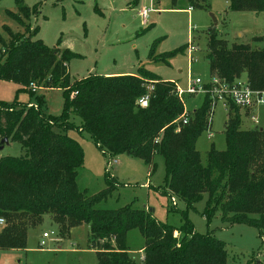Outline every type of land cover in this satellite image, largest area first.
<instances>
[{
  "label": "trees",
  "instance_id": "obj_1",
  "mask_svg": "<svg viewBox=\"0 0 264 264\" xmlns=\"http://www.w3.org/2000/svg\"><path fill=\"white\" fill-rule=\"evenodd\" d=\"M178 0H171L175 5ZM188 8H200L206 0H186ZM228 9L264 13V0H227ZM16 12L6 15L24 26L26 34L3 25L0 34V80L14 82L18 91L34 95L40 89H60L64 104L60 115H47L42 96L30 104L15 97L11 104L0 102V140L18 142L19 156L0 157V216L6 224L0 232V248L24 249L28 228L39 224L43 215L70 229L86 224L97 264H136L128 256L126 236L137 229L144 238L142 264H226L227 252L220 239L195 231L182 214L179 227L157 221L150 210L129 205L114 210L96 208L113 191L104 174L105 189L92 196L77 186L78 169L84 160L77 138L69 134L85 132L103 156H134L152 165L160 156L164 164V186L168 192L192 208L204 195L203 215L209 219L219 212L230 223H244L264 230V129L241 127L239 109L230 104L224 127L226 148L213 145L203 162L195 148L200 134L208 129L211 100L208 94L193 109L186 125L177 120L183 105L174 94V84L143 67L135 74L89 75L71 81L67 64L76 54L68 48L47 47L35 39L38 29L29 30V9L15 0ZM207 64L210 75L227 81L245 76L255 90L264 91L263 36L251 43H232L207 29ZM184 49L182 48L181 51ZM154 54V45L150 56ZM172 53L158 56L162 61ZM152 85L145 106L138 100ZM80 122L75 125L70 113Z\"/></svg>",
  "mask_w": 264,
  "mask_h": 264
},
{
  "label": "rangeland",
  "instance_id": "obj_2",
  "mask_svg": "<svg viewBox=\"0 0 264 264\" xmlns=\"http://www.w3.org/2000/svg\"><path fill=\"white\" fill-rule=\"evenodd\" d=\"M23 4L29 9L26 21L29 30L38 29L35 39H41L50 48H68L77 55L67 64L71 81L93 74H135L143 67L160 79L186 89L196 78L203 84L210 78L206 59L208 28L214 27L218 37L229 45L234 42L253 44L252 37L264 35V13L229 10L227 0H206V6L190 9L186 0H178L175 5L171 0H23ZM144 8L153 9L146 20L139 15ZM7 11L16 12L15 0H0V34L8 40L2 31L3 25L13 32L26 34V28L8 17ZM190 42L198 48L192 54V61L185 52ZM254 44L264 48V42ZM152 45L154 57L150 56ZM170 53L174 55L165 61L158 58ZM18 88L14 82L0 80V102L11 104L16 97L20 102L32 104L37 95L42 96L47 115L57 116L62 112V90L36 88L34 95H30ZM205 96L204 93L184 95L182 99L187 111L198 108ZM211 111L210 126L195 143L203 162L211 145L218 151L226 148L224 127L228 110L218 102ZM254 113L259 116L258 127L264 128V106ZM70 120L75 125L80 122L73 112ZM249 126L243 117L241 127L248 129ZM210 132L211 137L208 136ZM69 134L78 139L84 153L83 164L77 173L78 189L92 196L105 189L106 172L114 180L113 191L95 205L96 208L114 210L126 205L145 208L157 221L175 227L181 225L182 214L186 213L197 233H209L224 242L226 264H264V230L260 232L248 224L224 221L219 212L206 219L203 215L206 195L187 209L186 204L164 186L162 157L155 156L152 165H146L140 159L122 153L109 159L107 165L108 158L102 155L87 133L70 131ZM21 153L20 144L8 140L0 150V157ZM43 232L48 237H42ZM41 241H44L43 245ZM143 242L137 229L127 233L128 256L136 264H142L140 249ZM90 246L86 224L71 228L67 235L50 214H45L39 224L28 228L24 249L0 248V264H97L96 252Z\"/></svg>",
  "mask_w": 264,
  "mask_h": 264
},
{
  "label": "built area",
  "instance_id": "obj_3",
  "mask_svg": "<svg viewBox=\"0 0 264 264\" xmlns=\"http://www.w3.org/2000/svg\"><path fill=\"white\" fill-rule=\"evenodd\" d=\"M152 8H144L140 10L139 15L143 20H146L148 13L151 12ZM198 48L193 43H188L185 52L188 54L189 59L192 61V54L197 51ZM174 94L178 100L183 105V112L180 117L177 119L181 125H186L189 120V111H187L185 103L182 99L184 95H191L197 93L208 94L209 99L211 100V108L220 102L225 110H228L230 104L236 106L241 115V119L245 117L250 126L258 127L259 119L257 114L254 112L261 106H264V91L255 90L250 87L247 82V79L244 77L235 78L232 81H227L221 79L217 76L210 75L208 81L203 84L199 78L191 81L186 89L180 88L178 85H174ZM33 90L36 89L35 86L32 87ZM153 87L151 84L146 86L147 93L141 96L138 100L140 105L145 106L149 100V93L152 91ZM211 122V115L209 117V124ZM208 136L211 137L212 133H208ZM112 160V159H111ZM110 160V161H111ZM6 224L5 219L0 216V227L3 228ZM42 237H48V234L44 232ZM44 244V241H41V245ZM143 259V257H142Z\"/></svg>",
  "mask_w": 264,
  "mask_h": 264
},
{
  "label": "water",
  "instance_id": "obj_4",
  "mask_svg": "<svg viewBox=\"0 0 264 264\" xmlns=\"http://www.w3.org/2000/svg\"><path fill=\"white\" fill-rule=\"evenodd\" d=\"M213 18V17H212ZM213 21H214V19H213ZM214 23H215V21H214ZM260 130H262L263 128H259ZM5 144H8V139L7 138H3V139H1L0 140V150L3 148V146L5 145Z\"/></svg>",
  "mask_w": 264,
  "mask_h": 264
},
{
  "label": "crops",
  "instance_id": "obj_5",
  "mask_svg": "<svg viewBox=\"0 0 264 264\" xmlns=\"http://www.w3.org/2000/svg\"><path fill=\"white\" fill-rule=\"evenodd\" d=\"M188 9H190V8H188ZM252 39V38H251ZM121 74V73H120ZM123 74H125V73H123ZM174 83V82H173ZM19 88H20V86H19ZM192 111V110H191ZM257 116H258V114H257ZM258 119H259V116H258ZM260 122V121H259ZM264 129V128H263ZM44 233V232H43ZM42 233V234H43ZM141 250V252H142V249H140ZM142 254H143V252H142Z\"/></svg>",
  "mask_w": 264,
  "mask_h": 264
}]
</instances>
